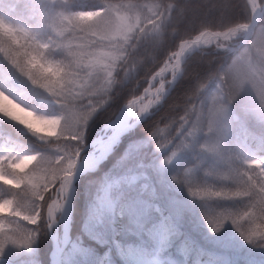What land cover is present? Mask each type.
<instances>
[{
	"label": "snow or ice",
	"instance_id": "snow-or-ice-1",
	"mask_svg": "<svg viewBox=\"0 0 264 264\" xmlns=\"http://www.w3.org/2000/svg\"><path fill=\"white\" fill-rule=\"evenodd\" d=\"M242 4L243 16L255 19L259 12V6L264 4V0H243ZM96 7H103L105 11H108L111 5L107 3V0H103L99 5L89 3V0H71L66 9L56 12L59 27L62 30L61 35L71 33L65 43L66 47L73 50L72 55L76 58L75 62L77 65L86 63L94 70L96 65L105 62L100 56L86 59L89 42L84 37L77 36L76 33L95 35L98 31L111 30L107 20L97 19L103 13L91 11ZM223 7L227 9L229 5L226 4ZM70 9H76V11L66 14V11ZM32 11L34 13L41 11L39 0H34ZM169 11L173 17L188 14L187 0L183 7L172 5ZM220 20L223 22L224 17L221 16ZM0 22H3L2 16H0ZM122 27L123 25L117 26L115 30L119 31ZM194 31H196L195 23H191L187 26L184 34L187 35ZM224 38H228L226 33ZM181 40L182 37L178 35L171 46V51L165 54L166 59L163 61H160L157 56L151 57L150 63L156 70L149 69L151 79L148 81V87L144 88L145 97H149L147 103H143L142 107L137 110V100L128 101L127 110H122L113 122L104 124L101 129L103 134H98L93 141L90 156L82 155L86 147L88 130L97 114L106 111L104 108V105L108 103L106 97L111 96V91L114 88L111 81L112 72H107L104 84L96 93L102 98L89 105L87 110H81L74 103H66L52 119H29L22 122L28 132L43 142L46 150L17 155L7 152L6 149L0 152V183L8 186L7 188L0 187V251L9 244L30 249L41 235V223L44 224L45 229L55 231L57 226L63 222L65 230L63 238L58 240L57 254L63 252L69 244L72 245L74 252L87 253L86 249H82L70 240L67 232L77 173L97 167L119 143L121 136L132 127V118H140L145 115L153 104L165 98L168 88H172L178 81L184 80L190 75L189 68L195 60L186 59L180 55ZM113 59H115L114 56ZM200 62L210 63L203 58ZM165 74H169L171 79H167ZM135 79L136 77L131 81ZM195 79L196 86L190 90V94H185L187 102L183 107V115L179 116L178 121H173L178 125L177 134L166 138L170 146L161 153L163 159L159 161L160 167L168 166L181 152L191 148L193 138L201 131L202 125L189 117L193 110L194 99L200 101L197 91L198 84L207 77L198 75ZM153 81H157L158 86ZM125 83L121 79L119 86H124ZM15 87L9 78L0 74V88L15 91ZM137 99L143 102L144 97ZM3 117L11 121H19L18 112L11 108ZM256 119L264 122V113L256 114ZM243 132V139L235 152L230 151L225 154L220 150L219 144L204 145L197 164L188 167L184 172L185 179L181 181L177 175H171L170 180L173 184L186 189L193 201L200 203L203 219L212 233L220 232L226 224L230 223L245 239L250 240L253 236L264 234V137H257L247 132L246 129ZM152 135L155 137L156 133ZM156 146L157 148L162 147L159 142ZM137 147V145H129V153L134 152ZM4 152L7 154H3ZM210 155L216 157L219 166H207L206 161ZM198 172H203V176L197 179ZM241 176L244 177L240 182L245 184V190L237 189L225 193L223 197L219 192L212 191V188L217 185L231 189L237 178ZM137 183H140L142 190L148 192L150 196H156V189L144 171L139 173L129 171L118 180L105 182L103 195L97 196L96 203L92 208V215L98 219L106 211L118 210L121 214L127 213L133 216L136 234L147 236L148 240L152 242V248L144 247L143 241L135 245L123 244L115 237L111 241L99 237L100 242L109 243L111 247H115L125 264H165L164 253L176 233L172 218L161 213L157 223L146 227L140 217L143 212L152 207L149 201L123 203L113 197V191L120 189L122 185L133 186ZM50 188L54 190L48 194ZM219 201H227L231 204L218 208L214 202ZM242 201H247L249 207L240 211L238 209H240ZM156 211L160 210L157 208ZM21 221H26L28 225L34 227L26 226ZM245 221L248 222L247 232L242 231ZM6 224L14 225V227L8 230L5 227ZM53 240H57V237L53 236ZM100 264H112L108 253H105L104 257L100 259Z\"/></svg>",
	"mask_w": 264,
	"mask_h": 264
},
{
	"label": "clouds",
	"instance_id": "clouds-1",
	"mask_svg": "<svg viewBox=\"0 0 264 264\" xmlns=\"http://www.w3.org/2000/svg\"><path fill=\"white\" fill-rule=\"evenodd\" d=\"M39 2L41 11L36 13L32 11L34 0L0 2V74L16 86L15 91L0 88V116L14 109L19 114L17 124L26 129L23 121L52 119L66 103L87 110L102 98L96 93L107 72H112L113 87H119L121 79L131 82L150 63V54L159 57L171 51L179 35L181 56L196 62L202 58L210 61L203 75L207 79L197 87L200 104L194 99L189 117L202 125L191 148L201 152L204 145L219 144L220 150L228 154L238 149L246 120H254L264 128V122L256 119V114L264 113V4L259 6L255 19L243 16L234 22L220 20L215 24L205 19L195 25L196 31L185 35L180 26L187 14L173 17L169 10L172 5L183 7L186 0H107L111 5L108 11L103 7L91 11L103 13L97 19L107 20L111 30L95 35L76 33L89 42L86 59L100 56L105 62L94 70L86 63L77 65L73 50L65 43L71 33L61 35L56 12L66 9L71 0ZM102 2L89 0L97 5ZM71 11L76 9L66 14ZM120 25L123 27L116 31ZM206 163L209 167L219 166L211 155ZM243 179L237 178L231 189L217 185L212 191L222 197L237 189L243 191ZM246 207L248 202L242 201L238 210ZM242 231H248L247 221ZM237 233L249 245L264 249V234L249 240Z\"/></svg>",
	"mask_w": 264,
	"mask_h": 264
},
{
	"label": "trees",
	"instance_id": "trees-1",
	"mask_svg": "<svg viewBox=\"0 0 264 264\" xmlns=\"http://www.w3.org/2000/svg\"><path fill=\"white\" fill-rule=\"evenodd\" d=\"M187 3L189 11L186 21L180 26L181 33L189 24L198 25L205 19L214 24L218 23L222 12L225 23L240 20L244 15L242 0H187ZM226 4L229 7L224 9L223 6ZM152 56L150 54V58ZM165 57L166 55L161 53L159 60L163 61ZM149 69L156 70L153 64L149 63L134 81L113 88L111 96L106 97L108 100V103L104 105L106 111L97 114L90 124L86 144L94 138L103 124L112 119L123 103L141 93L146 84ZM208 69L207 62L193 61L189 68L190 75L170 88L160 104L150 109V114L124 133L108 157L94 170L82 173L75 180L68 234L70 240L82 249H86L87 253L78 254L69 244L60 253L59 264H100V259L105 253H108L112 264H125L115 247H111L109 243H101L99 237L108 241L115 237L123 244L135 245L143 241L144 247L152 248V242L147 236L136 234L135 225L130 221L127 213L121 214L118 210L106 211L98 219L92 215V208L97 196L102 195L105 182L118 180L129 171L136 173L144 171L156 189V196H150L148 192L142 190L141 184L137 183L133 186L122 185L120 189L113 191V197L123 203H131L135 198L149 201L152 207L140 217L145 226L150 221H159L161 213L170 216L176 233L167 251L175 254L176 248L180 250L184 248L183 263L264 264V249L255 248L245 242L230 223L226 224L220 232L212 233L203 219L200 205L197 206L200 203L193 201L186 189L171 182V175H177V178L183 181L182 171L191 163H196L197 154L200 153L197 148L185 149L161 173H156L152 168V163H158L160 159H163L161 153L170 146L166 138L177 134L178 125L173 121H178L179 116L183 115V107L187 102L185 94H190V90L196 86L195 77L203 76ZM196 103L199 106L200 101ZM251 122V119L246 120L244 128L257 137H264V131L254 127ZM153 133H156L155 137ZM157 142L162 147L157 148ZM129 145L138 146L134 154L129 153ZM0 147H5L16 154L46 150L43 142L27 129L2 116H0ZM112 168L115 169L109 173ZM202 173L198 174L202 175ZM0 187L7 188L8 186L0 183ZM85 188L86 192H83ZM53 190L50 188L48 194ZM185 201L191 204L189 208L182 205ZM214 204L219 208L231 202L219 201ZM157 208L159 212L156 211ZM21 223L34 227L28 225L26 221H21ZM5 227L10 230L14 225L6 224ZM49 249L50 242L47 239L46 229L42 227L41 235L30 249L9 244L0 251V264H50ZM165 264L171 263L166 259Z\"/></svg>",
	"mask_w": 264,
	"mask_h": 264
},
{
	"label": "rangeland",
	"instance_id": "rangeland-1",
	"mask_svg": "<svg viewBox=\"0 0 264 264\" xmlns=\"http://www.w3.org/2000/svg\"><path fill=\"white\" fill-rule=\"evenodd\" d=\"M164 59H166V57L164 58ZM166 75V77H167V79L170 77V75L169 74H165ZM151 79V76L150 75H148V77H147V81H146V84H145V86H144V88L145 87H148V81ZM153 83L154 84H158V82L157 81H153ZM166 87H167V85H166ZM144 88L142 89V91H141V93L139 94V95H141V94H144V100H143V102H141L140 100H138V102H139V104H143V103H145V101H147L148 99H149V97H145V93H144ZM139 95H137V96H139ZM137 96H132L131 98H129V99H132V98H136ZM128 99V100H129ZM127 100V101H128ZM126 101V102H127ZM162 101V100H161ZM160 101V102H161ZM125 102V103H126ZM124 104V103H123ZM122 104V105H123ZM160 104V103H159ZM121 105V106H122ZM120 106V107H121ZM119 107V108H120ZM119 108L117 109V111L119 110ZM152 107H150L149 108V110L151 109ZM117 111L115 112V114L117 113ZM114 114V115H115ZM119 115V114H118ZM114 117V116H113ZM112 117V118H113ZM132 119H134V118H132ZM237 119H239V117H237ZM252 122H251V124L254 126V127H256V128H258L259 130H263L264 131V128H262L257 122H255L254 120H251ZM141 122V121H140ZM104 125V124H103ZM133 128V127H132ZM101 129H103V127L101 126L99 129H98V131H97V133H96V135L94 136V138L95 137H97V135L98 134H103L102 132H101ZM130 130V129H129ZM108 134H110V131L108 132ZM94 138H92V139H94ZM91 139V140H92ZM90 140V141H91ZM89 141V142H90ZM88 142V143H89ZM7 150V152H12L11 150H8L7 148H5V147H0V152H3L4 150ZM89 151H92V148L91 147H86L85 148V150H84V152H83V154H85V153H88ZM7 152H4L3 154H7ZM12 154L13 155H17L16 153H14V152H12ZM82 154V155H83ZM132 154H134V152H132ZM131 154V155H132ZM179 156H177L175 159H177ZM199 158H200V153L199 154H197V157H196V163H191L190 164V166L189 167H192V166H194V165H196L197 164V162H198V160H199ZM123 159V158H122ZM166 167H168V166H166ZM166 167H160L159 166V162L157 163H152V168H153V170L157 173H161L162 171H164V169L166 168ZM96 168V167H95ZM94 168V169H95ZM188 168V167H187ZM187 168H185L182 172H183V180L185 179V177H184V172L187 170ZM93 169V170H94ZM115 168H112L111 170H110V172L109 173H111L113 170H114ZM90 171H92V170H90ZM85 172H89V171H85ZM199 173V172H198ZM81 175V174H80ZM79 175V176H80ZM78 176V177H79ZM200 176H203V173H202V175H200V174H198V177L197 178H199ZM77 177V178H78ZM76 178V179H77ZM75 179V180H76ZM74 186H75V181H74ZM86 190V188L84 189V191L83 192H86L85 191ZM75 193V187H74V192H73V194ZM102 195H103V193H102ZM101 195V196H102ZM142 199L141 198H135L134 200H132V202H136V201H141ZM182 205H185V207H187V208H189L190 207V203H188V202H184ZM193 205V204H192ZM200 204H198L197 206H199ZM199 207H201V205L199 206ZM144 213V212H143ZM128 215V217L130 218V221L133 223V220H134V217L133 216H130L129 214H127ZM45 216H46V214H45ZM158 221H150L149 222V224H146V227H150L151 225H153V224H155V223H157ZM60 226H61V223L57 226V228H56V233H55V235H56V237H57V243H58V240H60V236H59V232H60ZM53 230H50V232L48 231V229H46V234H47V239H48V241L50 242V249H49V252L51 251V238H50V236H49V233H52L53 234ZM54 235V234H53ZM52 235V236H53ZM69 235V234H68ZM53 238V237H52ZM10 252V251H9ZM49 252H48V254H49ZM164 256L166 257V259H168L169 260V262L171 263V264H185V263H183L184 262V248H182L181 250L179 249V248H176L175 249V254H173V252H171V251H167L165 254H164ZM50 259V258H49ZM50 263V262H49ZM187 264V263H186ZM205 264V263H204Z\"/></svg>",
	"mask_w": 264,
	"mask_h": 264
},
{
	"label": "water",
	"instance_id": "water-1",
	"mask_svg": "<svg viewBox=\"0 0 264 264\" xmlns=\"http://www.w3.org/2000/svg\"><path fill=\"white\" fill-rule=\"evenodd\" d=\"M169 80L171 79V77H169L168 78ZM157 86H158V84H157ZM167 88V87H166ZM169 89L170 88H168V91H169ZM168 91L166 92V94L168 93ZM166 94H165V96H166ZM144 96V94H141V95H139V96H137L136 98H132V99H129L128 101H130V100H133V99H136V100H139V99H137V98H139V97H143ZM127 101V102H128ZM127 102L126 103H124L120 108H119V110L117 111V113L114 115V117L110 120V121H108L107 123H111V122H113L115 119H116V117L118 116V114L122 111V109L127 105ZM160 103V101L158 102V103H156V104H153L151 107L152 108H155L158 104ZM150 110L148 109V112L145 114V115H143L142 117H140V118H134V119H132L133 120V125H132V127H134L137 123H139L140 121H142L148 114H150ZM102 127H104V125H102ZM131 127V128H132ZM130 128V129H131ZM126 133V132H125ZM96 139V137L94 138V139H92L88 144H86V147H91V148H93V141ZM92 154V151H89L88 153H85V154H83V156H85V157H87V156H90ZM86 163H87V161H86ZM90 170H93V169H88V170H86V171H90ZM85 171H82V172H78L77 173V176H76V178L80 175V174H82V173H84ZM75 178V179H76ZM45 214H46V210H45ZM68 227H69V224H68ZM60 232H59V236H60V239L61 238H63V235H64V224H63V222H61V226H60ZM48 231L50 232V230L48 229ZM67 232H68V228H67ZM56 233V230L53 232V234H55ZM52 233H49V236H50V238H51V251L49 252V262H50V264H59L60 263V253L59 254H57V246L55 245V241L53 240V235Z\"/></svg>",
	"mask_w": 264,
	"mask_h": 264
},
{
	"label": "bare ground",
	"instance_id": "bare-ground-1",
	"mask_svg": "<svg viewBox=\"0 0 264 264\" xmlns=\"http://www.w3.org/2000/svg\"><path fill=\"white\" fill-rule=\"evenodd\" d=\"M153 91H154V90H153ZM152 98H154V97H152ZM145 103H147V101H145ZM141 107H142V104H139V102H138V100H137V102H136V109L139 110ZM122 110H127V109H126V106H125ZM120 113H121V112H120ZM120 113H119V115H120ZM119 115H118V116H119ZM110 134H111V133H110ZM110 134H109V135H110ZM53 236H56V235L54 234ZM54 241H55V245L57 246V241H56V240H54Z\"/></svg>",
	"mask_w": 264,
	"mask_h": 264
}]
</instances>
